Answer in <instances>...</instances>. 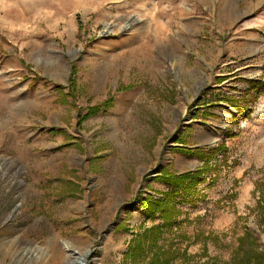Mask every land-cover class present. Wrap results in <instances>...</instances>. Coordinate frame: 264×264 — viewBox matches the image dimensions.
<instances>
[{
  "label": "rangeland",
  "instance_id": "obj_1",
  "mask_svg": "<svg viewBox=\"0 0 264 264\" xmlns=\"http://www.w3.org/2000/svg\"><path fill=\"white\" fill-rule=\"evenodd\" d=\"M0 82L24 97L0 99V264H45L52 236L124 264L160 223L141 207L170 189L157 174L222 141L164 243L190 264L230 261L246 229L264 248V0H0Z\"/></svg>",
  "mask_w": 264,
  "mask_h": 264
},
{
  "label": "trees",
  "instance_id": "obj_2",
  "mask_svg": "<svg viewBox=\"0 0 264 264\" xmlns=\"http://www.w3.org/2000/svg\"><path fill=\"white\" fill-rule=\"evenodd\" d=\"M80 26V24L78 25ZM250 91L259 92L260 80H248ZM72 91L74 90L73 77L69 80ZM260 85V86H259ZM99 106L87 108V111L79 117L80 120L87 118L92 112L97 111ZM232 135L228 134L227 137ZM182 143V142H180ZM183 147V146H182ZM185 153H193L198 156L202 164L194 169L182 171L180 173L160 171L157 175L159 179L170 184V189L163 192L160 197L146 195L142 198L141 207L145 213V220L158 218L160 223L150 225L140 224L139 230L132 233L127 244V250L124 253V264H173L179 260L178 264H190V255L186 249L182 250L175 246L173 239L164 243V233H172L181 225L178 221V215L182 210L178 207L179 202H186L189 195L195 193L196 186L206 181L207 175L216 170V167L210 165L209 161L223 152L222 160L226 159L225 141L212 148H181ZM215 175V174H214ZM180 198V199H178ZM177 237L185 238L184 234H178ZM238 244L234 250L233 257L225 264H264V248H258L255 237L249 230H245L237 238ZM204 264H215L214 262Z\"/></svg>",
  "mask_w": 264,
  "mask_h": 264
},
{
  "label": "bare ground",
  "instance_id": "obj_3",
  "mask_svg": "<svg viewBox=\"0 0 264 264\" xmlns=\"http://www.w3.org/2000/svg\"><path fill=\"white\" fill-rule=\"evenodd\" d=\"M38 250L35 247L32 255L35 259L42 262L46 261L45 264H85L89 252V249L84 247L81 240L59 238L58 236H52L46 249H42V255Z\"/></svg>",
  "mask_w": 264,
  "mask_h": 264
},
{
  "label": "crops",
  "instance_id": "obj_4",
  "mask_svg": "<svg viewBox=\"0 0 264 264\" xmlns=\"http://www.w3.org/2000/svg\"><path fill=\"white\" fill-rule=\"evenodd\" d=\"M9 87H10L9 84H6V83H2V82H0V99H2V101H3V100H8V101H10V99H11V100H16V102H19V101H20V102H24V101H23L24 97L21 96V95H19V94L13 96L15 90L8 91V88H9ZM15 92H16V91H15ZM22 98H23V99H22ZM21 107H23V106H22V105L17 106V108H16V110H15V116L21 114V110H22ZM23 108H24V107H23ZM8 120H10V116L7 115V114L4 115V120L0 118V129H1L2 127H4V126L7 125ZM3 125H4V126H3ZM209 134H211V131H210V129L208 128V129H206V130L204 131V133H203L202 135H203V137H207V136H210ZM2 138H3V137H1V133H0V141H1ZM208 138H209V137H208ZM208 138H207V139H208ZM1 143H2V142H0V144H1Z\"/></svg>",
  "mask_w": 264,
  "mask_h": 264
}]
</instances>
